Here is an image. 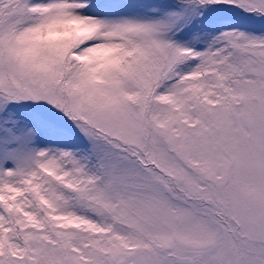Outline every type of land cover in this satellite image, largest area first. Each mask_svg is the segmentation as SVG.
Masks as SVG:
<instances>
[{"label": "snow or ice", "instance_id": "snow-or-ice-1", "mask_svg": "<svg viewBox=\"0 0 264 264\" xmlns=\"http://www.w3.org/2000/svg\"><path fill=\"white\" fill-rule=\"evenodd\" d=\"M0 264H264V0H0Z\"/></svg>", "mask_w": 264, "mask_h": 264}]
</instances>
